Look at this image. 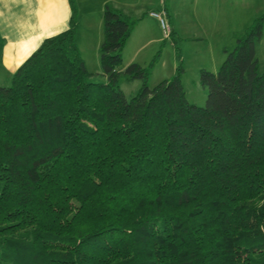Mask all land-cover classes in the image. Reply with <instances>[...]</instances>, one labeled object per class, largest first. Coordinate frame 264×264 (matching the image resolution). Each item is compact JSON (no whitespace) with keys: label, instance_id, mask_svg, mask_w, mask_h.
<instances>
[{"label":"trees","instance_id":"obj_1","mask_svg":"<svg viewBox=\"0 0 264 264\" xmlns=\"http://www.w3.org/2000/svg\"><path fill=\"white\" fill-rule=\"evenodd\" d=\"M68 3L0 86V264H264V15L201 71L198 107L181 68L153 88L151 65L121 70L136 20L110 4L93 81ZM121 74L141 81L130 99Z\"/></svg>","mask_w":264,"mask_h":264},{"label":"crops","instance_id":"obj_2","mask_svg":"<svg viewBox=\"0 0 264 264\" xmlns=\"http://www.w3.org/2000/svg\"><path fill=\"white\" fill-rule=\"evenodd\" d=\"M74 2L78 10L75 42L77 36L91 34L93 30L101 36L105 4H110L114 9L136 20L127 43L134 40V34L137 32L143 38L149 39L152 27L158 30L157 19L150 15L158 7L165 10L172 28V37L180 38L178 29L171 24L175 16L172 6L177 2L180 10L178 18L188 21V26L192 24L194 27L190 28L192 34L190 40L213 42L220 47L225 42L224 36L229 38L241 33V30L249 27L253 20L264 15V0H168V6L166 0H74ZM159 2H163L161 6ZM69 17L68 0H0V72L4 80L10 82L14 72L44 40L63 32L67 28ZM101 42L100 37L96 44ZM77 47L80 48L79 45ZM102 78L106 82V77Z\"/></svg>","mask_w":264,"mask_h":264},{"label":"rangeland","instance_id":"obj_3","mask_svg":"<svg viewBox=\"0 0 264 264\" xmlns=\"http://www.w3.org/2000/svg\"><path fill=\"white\" fill-rule=\"evenodd\" d=\"M162 3H160L159 6H161ZM166 6H168V0H166ZM172 9L175 16H172L173 20H171V24H173V27H176V30L178 29V37L181 39L177 37L174 38L172 35L169 38H165L160 29L159 21L157 20L158 30L152 27L153 31L149 39L143 38L137 32L134 34V40L126 43L122 51L123 60L121 70H124L125 67L132 63H136L143 68H148L151 65L148 86L153 88L161 81L171 78L176 73V69L181 68V82L186 100L198 107H203L207 99L208 90L199 83L200 73L202 70L212 73L218 71L226 58L225 51H231L235 47V36H229V38L224 36L225 42L221 47L217 46V44H213V42H202V40L191 41L189 38L192 37L190 28H194L193 25L190 24V26H188V21L178 18L180 13L178 2L172 6ZM158 11L160 12L162 10ZM166 20L167 24L170 26L167 17ZM244 29L241 30V33H243ZM80 35L82 36H77L76 44L80 46L78 50L80 49V55L87 70L94 74L92 80L99 83H106L101 75L100 43L96 44L100 37L103 39V31L101 32V36L94 30L91 34ZM151 39H153V41H150ZM147 41L148 43H146ZM173 42L176 46L172 44ZM223 47H225V50H223ZM255 48L259 71L263 72L264 37L260 42L255 43ZM98 72L100 73L99 75ZM0 75H2L0 78V86H9L10 82L4 80V76L1 72ZM118 83L127 99L134 96L141 87V81H130L122 74L119 77Z\"/></svg>","mask_w":264,"mask_h":264},{"label":"built area","instance_id":"obj_4","mask_svg":"<svg viewBox=\"0 0 264 264\" xmlns=\"http://www.w3.org/2000/svg\"><path fill=\"white\" fill-rule=\"evenodd\" d=\"M158 10H162V11L159 12ZM150 15L152 17L156 18L159 21L160 27H161V30H162V33H163L164 37L165 38H169L171 36V34H172V29L167 24L165 11L161 7H158V9L152 11L150 13Z\"/></svg>","mask_w":264,"mask_h":264}]
</instances>
